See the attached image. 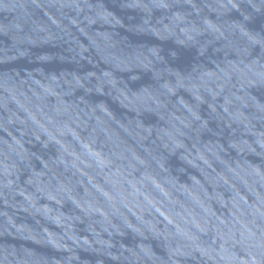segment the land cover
Segmentation results:
<instances>
[{
  "label": "water",
  "instance_id": "95a60500",
  "mask_svg": "<svg viewBox=\"0 0 264 264\" xmlns=\"http://www.w3.org/2000/svg\"><path fill=\"white\" fill-rule=\"evenodd\" d=\"M0 264H264V0H0Z\"/></svg>",
  "mask_w": 264,
  "mask_h": 264
}]
</instances>
